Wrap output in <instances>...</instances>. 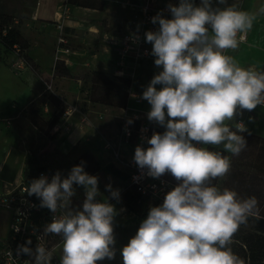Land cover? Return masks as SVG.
I'll return each mask as SVG.
<instances>
[{
    "label": "clouds",
    "instance_id": "obj_1",
    "mask_svg": "<svg viewBox=\"0 0 264 264\" xmlns=\"http://www.w3.org/2000/svg\"><path fill=\"white\" fill-rule=\"evenodd\" d=\"M260 16L264 4L249 11L242 0H178L151 17L158 27L146 31L143 39L151 44L146 54L154 57L159 71L140 98L150 105L147 120L164 131L142 136L147 147L137 145L133 160L141 177L170 174L177 183L162 204L150 207L136 234L119 249L123 264H244L231 244L250 218L264 219L258 200L241 198L213 182L231 170V159L223 152L238 156L247 146L244 133L249 129L236 117L264 106V70L242 67L227 54L239 48L242 34ZM131 39L138 42L141 37L137 32ZM207 145H222L223 152ZM84 163L66 176L60 171L50 179L41 175L26 187L27 195L36 196L52 219L38 231L35 249L31 239L18 245L16 259L27 255L26 264H52L57 247L59 264L115 258L118 211L109 198L119 202L120 191L109 183V197L101 198L99 177L87 173ZM77 188L83 189L81 205L74 204ZM50 235L60 237L57 247L44 242Z\"/></svg>",
    "mask_w": 264,
    "mask_h": 264
},
{
    "label": "rangeland",
    "instance_id": "obj_2",
    "mask_svg": "<svg viewBox=\"0 0 264 264\" xmlns=\"http://www.w3.org/2000/svg\"><path fill=\"white\" fill-rule=\"evenodd\" d=\"M41 1L42 14L52 16L54 9L58 7V0ZM100 1H96L97 6L101 4ZM25 2L30 3V7H34L36 0H0V9L15 13L13 16L18 21L16 28L19 31L23 48L19 52L13 49L7 50L0 41V117L2 118L0 121V191L22 177L28 160L34 154L39 156L40 164L45 165L53 175L60 171L66 176L73 166L82 161L85 162V171L99 177L101 198L109 197V193L105 190V186L109 183L113 189L120 191L119 202L109 198V202L118 211L114 221V235L118 251L113 260L105 259L99 261L98 264H123L119 249L136 234L141 221L131 214L123 203L122 194L127 181L125 178L115 176L112 172L117 169L122 171V169L115 164L110 152L103 148L104 142L95 140L91 136L84 137L71 152L66 153L59 147L76 126L73 121L76 123L78 121L79 125L84 123L85 126L97 129L114 141H118L120 123L125 113L123 109L126 110L127 103H129L127 102L128 96L126 98L125 94L124 79L114 74L119 65L113 64L114 60L107 63L98 60L94 64L84 65L83 62L87 56L72 53L75 49L98 53L101 50L103 43L101 36H94L88 30V25L80 27L77 31L73 29L66 35L67 41L62 47L69 48L70 52L61 53L58 48L59 34L55 30V23L61 21H48L41 25L31 19L29 11L19 14L24 9ZM105 2L103 9L96 8L95 11L85 9H92L91 7L79 5L77 8L74 5L76 13L68 11L67 15L69 17L80 15L89 20L87 24L96 22L101 30L109 33L123 34L135 29L133 20L136 13L128 0H105ZM65 4L66 2L62 4L61 12H65ZM29 15L31 18L28 17ZM257 19L263 20L264 17ZM255 40L257 41L254 42ZM252 41L249 40L242 48L250 47L249 54H243L242 62L246 55L247 63L250 59L253 63L257 62L263 53V47L259 44L261 42L264 44V32L260 30L258 36H253ZM251 47H256L257 51ZM20 54L28 56L29 66L23 70H16L13 63L19 59ZM67 54L72 60L70 66L75 64L69 69V74H63L61 69L66 66L57 59V56L65 57ZM57 62L60 64L58 69L55 67ZM94 68L102 71L107 79L98 81L92 74ZM143 73V82L146 84L145 68ZM45 82L49 83L51 88L46 89ZM129 104L137 106L134 102ZM67 112L71 114L67 115ZM245 112L236 119L244 117ZM56 115L59 116V121L51 128L48 122ZM73 115H75V120L67 121V118ZM249 115L252 117L251 129L255 127L259 119L264 120V115L254 110L250 111ZM249 132L264 138L261 134ZM137 143L135 140L130 145L123 143L121 149L123 148L122 151L127 155L133 147L137 146ZM259 143L261 144V141ZM214 147L223 149L222 145ZM244 155V160H249L251 152L247 149ZM165 176L175 184L177 183L170 174ZM83 199V189L77 188L74 204L81 205ZM237 243L232 242V251L244 261V264H248L246 250Z\"/></svg>",
    "mask_w": 264,
    "mask_h": 264
},
{
    "label": "built area",
    "instance_id": "obj_3",
    "mask_svg": "<svg viewBox=\"0 0 264 264\" xmlns=\"http://www.w3.org/2000/svg\"><path fill=\"white\" fill-rule=\"evenodd\" d=\"M169 2L178 4V0H138L135 2L137 13L133 20L135 29L123 34H104L103 41L105 45H113L118 48L119 59L117 63L119 68L114 71L117 76H128L131 78V76L127 74L128 72L125 71L126 60L129 57H133L135 60L141 57L154 60V57L146 54L151 52L152 46L144 41L143 36L148 30H156L158 26L151 23V17L155 16L160 10L166 9ZM196 2L199 3V0H196ZM64 13L67 14L68 10H65ZM164 14L170 18V13L167 11H165ZM15 22L17 23L16 20ZM63 25V22L55 23V27L59 29V31H63ZM0 30H2L1 25ZM3 31L5 32V29H3ZM137 32L141 39L138 42H133L131 36L133 33ZM242 35L244 38L243 43H246L248 40V32ZM58 39V48L60 52L69 53V48L62 47L67 41L66 37L60 34ZM15 50L18 52L20 51L18 47L15 48ZM230 52L231 50H229L227 54ZM72 53L77 52L73 51ZM68 56L69 54L65 57L63 55L57 56V59L62 60L66 66H70L72 60ZM89 63H92V60L88 58L83 62L84 65H88ZM28 66L29 62L24 54H20L19 59L13 63V67L16 70H23ZM260 70H264V67ZM45 84L46 89L51 88L49 83L45 82ZM126 92L128 102H134L137 106H131L128 103L127 109H123L125 113L122 115L118 141H114L106 134L100 135L99 140L104 142L103 148L110 152L115 164H117L122 171L127 173L126 188H134L139 193L140 198H145L150 201H163L166 192L171 190L176 184L165 175L160 179H153L147 176L141 177L140 171L133 160L136 146L133 147L127 155L124 154L121 146L123 143L130 145L133 140H135L138 142L137 145L143 143V146L147 147L146 142H142L141 137H150L154 131L162 133L164 129L147 120L146 113L150 110V105L146 100L140 98L142 94L135 92L131 86L126 88ZM141 105H146V108L141 107ZM70 114V112H67V115ZM129 119L133 121L132 124L127 123ZM0 121H2L1 117ZM142 129H147V131L142 132ZM41 175H45L49 177V179L53 176L52 172L48 170L47 167L38 168L27 180H25L22 175L15 183L0 191V264H26V261L30 260V257L27 255H21L18 259L15 258L18 245L25 244L28 239H31L32 244L30 247L35 249L38 243V231L52 219L50 210L41 208L39 206L40 200L34 195L28 196L25 192L26 187L31 181L33 179H38ZM17 226L20 228L19 232L15 231ZM34 230H36V234H34ZM44 242L49 247H57L60 242V237L50 235ZM10 251L13 253V257L9 256ZM60 254V250L57 247L52 264H59Z\"/></svg>",
    "mask_w": 264,
    "mask_h": 264
},
{
    "label": "trees",
    "instance_id": "obj_4",
    "mask_svg": "<svg viewBox=\"0 0 264 264\" xmlns=\"http://www.w3.org/2000/svg\"><path fill=\"white\" fill-rule=\"evenodd\" d=\"M96 1L98 0H67V3L91 8L103 9V7H105V0H101L99 6H97ZM0 25L2 27V30H0V41L4 47L7 50H15V48H19L20 46L19 49L22 50L21 37L16 28L15 17L12 15L0 14ZM3 29H5V32ZM26 58H28V56H26ZM61 62L64 64L62 60ZM55 67H57V69L60 68V64L57 62ZM61 71L63 74L70 73L67 66L63 67ZM92 74L98 81L104 78L107 79L105 74L100 70L93 69ZM119 77L124 79L127 98L126 88L130 86L131 78L128 76ZM58 121L59 116L56 115L52 117L48 122L49 127H54ZM244 136L247 141L246 150L248 149L251 152L249 160H244L245 155L243 156V153L246 151L245 149L238 156H232L227 152H223L221 148L207 145L209 150L221 151L224 155L229 156L232 165L228 175L223 178H218L213 183L220 189L229 188L235 190L241 198L255 196L258 200L261 215L264 216V138L255 136V134L252 133L249 134V132L244 133ZM260 141L261 144L259 143ZM257 144H259V146H256ZM42 167L46 166L40 164L39 156L34 154L32 158L28 160L23 170V178L27 180L35 170ZM112 172L115 176L125 178L127 181L128 175L126 172L119 169ZM122 200L130 213L136 216L141 222L146 219L150 207L159 206L163 202L161 200L150 201L145 198H140L139 193L134 188H125L122 194ZM233 241L238 242L237 244L241 245V248L246 250L248 264H264V219L256 220L250 218L247 225H242L240 227L239 231L233 237Z\"/></svg>",
    "mask_w": 264,
    "mask_h": 264
},
{
    "label": "crops",
    "instance_id": "obj_5",
    "mask_svg": "<svg viewBox=\"0 0 264 264\" xmlns=\"http://www.w3.org/2000/svg\"><path fill=\"white\" fill-rule=\"evenodd\" d=\"M137 1L138 0H128V3H130V6L133 8V10H135V13H137V10L135 9V2H137ZM41 2H42L41 0H36L34 7H30L31 6L30 3L25 2L24 9L19 14L23 13L24 11H29L31 13L32 18L30 17V15L28 17H30L33 21L40 23L41 25H44L48 21L60 20L64 24L63 25L64 29H63V31H59V29L55 28V30L57 31V33L59 35L60 34L64 35V37H66V35H68L69 32L73 31V29H75L77 31L78 29H80V27H85L86 25H88L89 26L88 30L94 36L95 35L101 36L102 42H103L101 44V47H100L101 50L99 51V53L98 52H91V51L87 52L85 49H75V51L77 53H80L81 56H83V55L87 56V57H85V60H86V58L92 60L91 64L98 62V60H102V61H104V63L105 62L107 63L110 60H112V61L114 60L113 64L118 65L117 62L119 59V54H118L117 46H113V45L107 46V45H105V42L103 41L104 34L109 33V32H107L105 30H101L99 28L98 23H96V22H90L87 24V22L89 20L80 17V15L69 17V15H67V14L65 15L64 12H61L62 4L64 5V3L66 2L65 10L72 11V12L76 13V9H75L76 7L74 5L67 3V0H58V7H56L54 9L52 16L42 14V8H41L42 3ZM261 4H264V0H243L242 1V7L245 10H249V11L256 10ZM68 5H69V7H68ZM76 6H77V8H79L78 7L79 5H76ZM85 9L95 11L96 8H92V9L85 8ZM0 14H7V15L13 16L15 13L6 11L4 9H0ZM17 15H18V13H17ZM260 17H264V16H260ZM260 30L262 32H264V19L263 20L257 19L254 22L253 28L250 31H248L247 42L241 44L237 50L231 51L229 53V55H232L242 67L255 66L258 70H260L261 68L264 67V46H263L264 44H262V42H261V44H259V46L263 47V53L257 62L253 63L252 60L250 59L249 63H247L248 62L247 55L249 54L250 47H247L246 49H242L249 42V40H250V42H253L252 41L253 36H258V32ZM109 34H111V33H109ZM93 40H95V39H93ZM256 41L257 40H255L254 42H256ZM251 49H254V51H257L256 47L255 48L251 47ZM244 53H246V54L248 53V54L246 55L244 62H242ZM91 58H93V59H91ZM136 62H137V65H136ZM74 64L75 63H73V65ZM73 65L67 66V67L70 69L71 67H73ZM125 67H126L125 71L128 72L127 74L129 76H131L130 86L132 87V89L135 92H137L139 94H142L144 88L149 84V82L151 81L153 76L159 71V69H157L154 65V60L153 59H147L145 57H141L138 60H135L133 57H129L126 60V66ZM144 68L146 69V84H144V82H143V80H144L143 79ZM94 70H96V69L94 68ZM157 87H159V86H157ZM142 106L146 108V105H141V107ZM245 111H246L245 116L244 117H238L237 121L242 120L246 124L249 131H252L253 133H256V134L258 133V134H261L262 136H264V120L259 119V121L256 123L255 127L251 129L252 117H250L249 111H247V110H245ZM254 111L256 113H261L262 115H264V106H257V108ZM77 118H78V116H77ZM70 120L71 121L75 120V115H73V117L71 116V117L67 118V121H70ZM73 123L76 126L73 127L72 131H70V133L68 134L67 139L65 141H62L61 145L59 146L66 153L74 150V146L77 145L84 137L91 136V138H95V140H99V135L103 134V132H100L97 129L94 130L93 128H91L89 126H85L84 123H80L81 125H79L78 121H77V123H76V121L75 122L73 121ZM228 123L230 126H233V130H235V128H234L235 122L233 124H231L230 122H228ZM62 145L64 148L62 147Z\"/></svg>",
    "mask_w": 264,
    "mask_h": 264
}]
</instances>
